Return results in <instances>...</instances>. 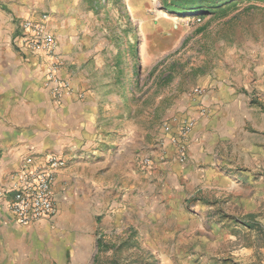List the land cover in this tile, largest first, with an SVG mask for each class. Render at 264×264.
Instances as JSON below:
<instances>
[{
	"label": "rangeland",
	"instance_id": "374dc122",
	"mask_svg": "<svg viewBox=\"0 0 264 264\" xmlns=\"http://www.w3.org/2000/svg\"><path fill=\"white\" fill-rule=\"evenodd\" d=\"M42 1L46 10L40 16L48 15V22L58 16L77 20L75 48L100 53L98 58L109 72L105 79L114 91L108 95L117 98L119 122L102 149L115 153L118 163L108 169V182L121 185L128 177L153 182L167 175L173 157L182 164L190 160L189 156L179 160V128L191 123L181 141L188 153L187 136L198 117L212 114L192 105L190 110L198 117L181 122L177 113L211 89L209 80L249 75L251 84L260 85L250 96L249 107L258 105L264 119V0H236L218 14L171 13L162 0H58L55 5L56 0ZM232 101L220 119L227 138L214 151L204 147L208 156L204 165L215 163L219 170L213 173L222 183H204L203 193L188 205L192 217L173 228L166 227L164 219L150 226L147 222L142 235L122 230L120 236H92L81 248L70 241L65 251L39 249L30 264H264V147L259 151L260 171H245L241 161L252 159L257 154L253 146L259 143L251 136L244 140L242 128L249 129L248 122L237 127L235 139L228 136V122L239 116ZM166 120L178 126L168 136L161 127ZM206 126V131L212 127ZM198 151L201 154V148ZM84 156L90 157L85 160L89 163L96 157ZM144 157L151 160L149 166L143 167ZM84 167L82 184L91 188L88 196L96 195L93 180L104 175L93 172L99 166ZM99 241L108 248L99 250ZM113 245L120 250L116 252Z\"/></svg>",
	"mask_w": 264,
	"mask_h": 264
},
{
	"label": "crops",
	"instance_id": "0c3cea01",
	"mask_svg": "<svg viewBox=\"0 0 264 264\" xmlns=\"http://www.w3.org/2000/svg\"><path fill=\"white\" fill-rule=\"evenodd\" d=\"M56 2L58 0L53 4ZM45 6L42 0H0V190L12 189L19 183L25 168L43 164L50 153L63 157L67 163L56 172L52 183L55 216L20 225L6 203L13 193L6 194V202L0 204V264H30L39 249L65 251L70 241L81 248L92 236H120L122 230L142 235L147 222L150 226L164 219L168 221L165 226L173 228L188 220L193 216L188 205L203 193L204 183H222L213 173L219 170L218 166L215 163L204 165L208 163L204 147L214 151L227 138L220 119L231 99L232 110L239 116L228 122V136L235 139L237 127L250 123L249 129L242 128L246 134L244 140L251 136L259 143L253 146L257 154L241 162L247 172L260 171L264 119L261 120L258 105L249 107L250 96L259 91L260 85L251 84L249 75L238 78L228 75L227 80H209L211 89L190 100L177 113L181 122L198 117L190 110L192 105L206 108L212 114L210 118L198 117L196 126L188 134L190 160L187 163L182 164L173 157L167 163V175L153 182L130 177L121 185L108 182L105 178L108 169H114L118 163L115 153L102 149L104 142H109L116 133L119 119L117 98L108 95L114 89L105 79L109 72L98 58L100 53L75 48L77 20L69 17L64 21L60 16L47 23L57 40L51 57L34 55L18 47L22 21L40 17ZM52 63L58 64L55 76L50 74ZM256 73V77H260L259 72ZM207 124L212 127L206 131ZM172 127L173 132L178 130L177 124ZM86 153L96 157L86 162L90 159L84 156ZM169 153L172 152L168 150ZM29 157L34 159L33 163L26 165ZM85 164L102 168H93V172L100 170L104 175L93 180L96 195L88 196L91 188L82 184ZM199 164L204 166L200 168ZM88 181L90 185L91 180ZM98 194L99 199L94 201L92 197Z\"/></svg>",
	"mask_w": 264,
	"mask_h": 264
},
{
	"label": "built area",
	"instance_id": "2783aa9c",
	"mask_svg": "<svg viewBox=\"0 0 264 264\" xmlns=\"http://www.w3.org/2000/svg\"><path fill=\"white\" fill-rule=\"evenodd\" d=\"M47 23L48 15L46 14L38 18L24 19L20 25L19 49L34 55H53L57 41L54 33L48 29ZM57 67L58 64H51L50 74L52 76H55ZM56 81L59 79L56 78ZM172 128L171 121L163 124L166 133L172 131ZM190 128L191 123L189 122L179 128L180 136L176 141L178 142V157L181 162L187 159V148L181 141ZM33 160L32 157L27 158L26 165L32 164ZM66 163L67 161L63 157L50 153L46 156L43 164L25 168L20 175L18 184L8 191L0 190V204L6 202L7 193H13L12 199L6 203L20 225L26 226L42 218L55 216L57 208L53 199L52 183L56 172L65 167ZM150 164L149 158H142L143 167Z\"/></svg>",
	"mask_w": 264,
	"mask_h": 264
},
{
	"label": "trees",
	"instance_id": "16d2710c",
	"mask_svg": "<svg viewBox=\"0 0 264 264\" xmlns=\"http://www.w3.org/2000/svg\"><path fill=\"white\" fill-rule=\"evenodd\" d=\"M165 4V8L171 13L176 14H218L222 13L232 6L235 5L236 0H162ZM224 6H227L224 8ZM132 235H129L128 242H132ZM99 250L102 248H108L104 245L103 241L98 242ZM113 249L118 252L119 246H112ZM95 262L97 261V255L95 257Z\"/></svg>",
	"mask_w": 264,
	"mask_h": 264
}]
</instances>
